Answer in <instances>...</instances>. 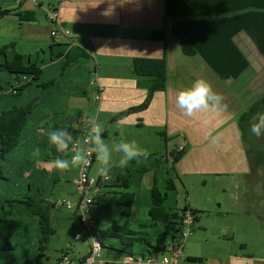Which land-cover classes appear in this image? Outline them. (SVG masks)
Listing matches in <instances>:
<instances>
[{
	"label": "rangeland",
	"instance_id": "rangeland-1",
	"mask_svg": "<svg viewBox=\"0 0 264 264\" xmlns=\"http://www.w3.org/2000/svg\"><path fill=\"white\" fill-rule=\"evenodd\" d=\"M2 6L4 2H0V8ZM37 20L40 26L55 29L44 14L39 15ZM15 22L16 20L12 18H0V48L15 42V47L11 49L15 53L25 56L39 53L37 60L46 62L50 41H27L25 37L15 39L17 36ZM11 50H9V56L13 54ZM84 64H88V70L83 67ZM98 66L97 62L79 60L75 68L70 69L62 61L58 67L47 68L39 81L42 84L46 82L55 84V88L49 89V94H44L47 90L43 92L40 88L32 86L14 98L6 94L9 93V88L5 82L18 86L15 79L8 75L0 76L2 88L6 92L0 94V112L7 111L12 106H32L21 142L8 155L3 167V177L7 178L8 182H0V206L3 205L7 209L8 205L5 201L20 198L27 185L24 178H22L23 181L20 180V173L31 170L30 164L34 162L38 165V162L50 154L51 148L47 142L48 130L56 126H72V124H60L55 118L59 117L61 112L69 111V108L73 110L74 104L70 103L65 109L60 107L64 98L63 91L70 88L79 94L84 92L85 95L80 98L84 114L82 119L89 120L95 117L103 125V137L109 145L121 139L135 140L150 153L149 160L148 158L134 160L136 164L130 165L131 171H135L142 163L145 165L153 163L154 159L164 155L163 139L155 134L154 129L131 126L126 123L121 126L117 121H112L113 116L107 117L106 114L99 113L97 104H94L95 95H98L97 92L94 93ZM4 94H6L5 97ZM46 117L49 118L46 119ZM83 126L88 128V122H85ZM245 139L244 146L250 152L251 164L248 177L241 175L187 176L175 181L177 195L169 194L165 207L182 209L189 205L196 211L194 215L190 213V216L195 219L193 233L184 242V257L178 264H204L203 259L207 256L226 257L230 253L264 258V135L258 138L250 131ZM37 147L40 149V155L34 156L33 151ZM256 153L259 157L257 160H255ZM119 158L120 154L113 153L111 171L115 172L114 175L122 169L118 164ZM96 169L95 161L90 172L91 176H96ZM74 172L75 169L56 171L53 176L35 172L33 178L27 180L31 184V196L34 197V192L38 188L41 194L35 195L37 200L52 203L59 199L75 203L76 196L72 185ZM153 177L152 173L145 174L142 185L130 189L129 192L135 194L134 208L130 217L125 214L127 207L122 204L121 194L127 191L122 188H113L109 189L112 194L101 195L94 211V217L99 220L100 229L127 227L131 231L147 232L146 240L152 246L161 247L166 244L160 229L139 228V225L148 223L146 205L149 202L148 191L152 186ZM156 178L158 187L162 190L164 184L161 172L158 170ZM109 186H113V182ZM8 211L22 222V227L10 241L14 247L13 250L0 253V264H58L62 252H66L70 247L73 248L69 253L70 258L78 259L87 254L88 243L91 240L73 212L64 208L51 210L50 227L54 234L49 236L42 247L37 219L15 208L11 210L8 208ZM76 236H79L78 242L74 241ZM243 245H247V249L242 248ZM124 255L118 247L113 249L104 247L101 250V260L106 262L120 260ZM190 256H196L202 260L192 262L189 261Z\"/></svg>",
	"mask_w": 264,
	"mask_h": 264
},
{
	"label": "crops",
	"instance_id": "crops-1",
	"mask_svg": "<svg viewBox=\"0 0 264 264\" xmlns=\"http://www.w3.org/2000/svg\"><path fill=\"white\" fill-rule=\"evenodd\" d=\"M206 1L208 3L206 9L221 13L220 15L264 12L256 6L263 5L264 0ZM0 2H4L0 14L4 11L9 12L6 16L0 15V18L16 20L15 39L25 37L27 41H50L51 44L50 32L53 28L40 26L37 17L41 14L46 17L50 9L58 13L56 29L58 43L67 45L66 50L74 55L85 56L67 67L74 69L79 60L99 63L98 78L94 87V93H99V99L94 100V104H97L99 113L106 114L107 117H115L128 109L141 106L148 97L146 81L137 79L132 71H128L132 67V61L138 58L161 59L165 56L167 64L165 90L154 93L145 110L118 121L131 126L154 129L155 134L163 139L165 151L163 157L167 159L170 158V152L185 149L186 154L175 165L178 180L187 176L250 175L249 154L242 141L237 120L250 106L264 97V58L247 34H237L233 42L247 59L248 69L237 79L222 80L199 56L182 54L180 42L171 35L173 20L165 16V0H0ZM19 13H31L34 20L20 22L16 16ZM246 18L259 16L249 15ZM157 31L164 33L163 42L151 40V35ZM13 45L15 47L16 43L13 42ZM12 51L14 54V50ZM62 61L61 58L44 65L42 73L44 74L47 68L58 67ZM83 67L88 70V64H84ZM198 78H204L211 83L213 90L222 94L228 105L227 110L215 116L207 127L203 123L202 115L194 118L185 117L176 109L174 103L175 94L181 88L189 87ZM54 86L55 84L46 89L44 94H49V89L55 88ZM83 93L79 94L71 88L63 91L64 98L60 107L65 109L69 103L74 104V107L73 110L69 108V111L61 112L59 117H55L60 124H72V127L80 130L77 123L84 115L80 99L85 95ZM208 131L214 136L218 134L221 137L218 144L212 145L205 139ZM30 165L31 170L25 171L23 177L27 185L29 184L27 180L33 178L35 172L53 176L57 171L53 169L52 163H45L42 160L38 165L34 162ZM77 171L78 169H75L72 179L76 177ZM149 173L154 175V171ZM95 175L97 176V173ZM110 181H103L100 185L109 187ZM105 191L104 195L112 193L109 189ZM186 206L192 209L189 205ZM96 208L97 202L94 211ZM242 248L247 249V245H243ZM203 261L204 264H264V258L231 253L226 257L207 256Z\"/></svg>",
	"mask_w": 264,
	"mask_h": 264
},
{
	"label": "trees",
	"instance_id": "trees-1",
	"mask_svg": "<svg viewBox=\"0 0 264 264\" xmlns=\"http://www.w3.org/2000/svg\"><path fill=\"white\" fill-rule=\"evenodd\" d=\"M207 4L206 0H165V16L173 20L171 35L180 42L183 55L199 56L206 66L222 80L237 79L248 69L249 63L234 44L233 38L239 33L247 34L264 58V12H250L246 15H244L245 13L220 15L221 13L208 11L206 9ZM256 6L260 10H264V4H256ZM8 14V11H4L0 15L6 16ZM249 15L259 16V18H246ZM16 16L20 22H32L34 20V15L31 13H19ZM151 40L163 42L165 35L163 32H154L151 35ZM13 47L14 45L10 44L0 48V76L2 74L11 76L18 84L15 88L9 82H5L9 88V93H6L0 80V94L3 92L13 98L20 96L22 92L32 86L46 90L53 85L52 82L39 83L42 79V67L44 65L62 58L67 67L85 57L70 53L66 50L67 45L54 43L53 40H51L48 48L46 62L37 60L39 53L33 56L14 53L9 56V50ZM131 66L134 76L139 80L146 81L148 97L144 104L116 115L113 117V121L145 110L152 95L156 92H162L166 88L167 64L165 56L161 59H134ZM6 94L3 96L5 97ZM31 111L32 106L26 105L12 106L9 110L0 112V182H8V179L3 177V167L7 162L8 155L20 144L28 121L27 117ZM258 112H264V97L250 106L237 120L243 143L247 133H250L252 117ZM64 127L71 132L75 139L78 137L79 131L74 127ZM56 128H63V126H56ZM185 154V149L174 150L169 153V159L162 155L160 158L154 159L153 163L140 164L135 171L130 170V165L136 164L133 161L116 172L115 175V172L110 170L107 179L113 182V186L102 187V184L100 195L96 198V202L100 200L101 195L106 193L105 189L122 188L127 191L121 194L122 204L127 207L125 214L130 217L135 203V194L129 192L130 189L139 187L144 175L154 171L152 186L148 191L149 202L146 205L148 223L139 225V228L142 230L160 229V234L166 240V244L161 247L152 246L146 240L147 232L131 231L127 227L102 230L99 220L95 219L91 234L100 242L101 248L113 249L118 247L125 255H146L164 252L167 247L180 244V229L184 214L189 211L194 215L196 211L188 206H184L182 209L167 208L165 204L169 194L177 195L175 181L178 177L175 175V165ZM248 154L250 155V152ZM58 155L61 154L51 149L50 154L43 158L42 162L51 163ZM257 158L259 159L258 153H256L255 160ZM157 170H161L164 184L162 190L157 184ZM24 174L25 171L20 173L21 181H23ZM102 178L98 179L99 186ZM34 193L36 196H40L41 191L36 188ZM31 194V184H28L20 198L5 201L8 205L7 209L3 205L0 206V253L13 250L14 247L10 241L22 227V222L12 216L8 208L9 210L18 209L37 219L42 247L49 236L54 234L50 227L52 206L43 200H37L35 195L33 197ZM189 261L197 262L201 259L191 258Z\"/></svg>",
	"mask_w": 264,
	"mask_h": 264
},
{
	"label": "clouds",
	"instance_id": "clouds-1",
	"mask_svg": "<svg viewBox=\"0 0 264 264\" xmlns=\"http://www.w3.org/2000/svg\"><path fill=\"white\" fill-rule=\"evenodd\" d=\"M174 103L176 109L185 117L202 115L206 127L212 123L215 116L228 108L223 95L214 91L211 83L204 78L195 79L189 87L181 88L175 94ZM117 123L123 125L122 121ZM103 131V125L95 117L89 119L88 130L80 141H77L66 127L48 130L47 142L50 148L61 154L52 160L53 169L60 172L85 170L94 155L97 175L107 177L112 167L113 153L120 154L118 164L122 168L131 161L146 160L149 157L150 153L135 140L121 139L109 145L103 137ZM250 131L258 138L264 135V112H258L252 117ZM205 139L216 145L221 137L208 131ZM33 155H40L39 147L34 149Z\"/></svg>",
	"mask_w": 264,
	"mask_h": 264
},
{
	"label": "built area",
	"instance_id": "built-area-1",
	"mask_svg": "<svg viewBox=\"0 0 264 264\" xmlns=\"http://www.w3.org/2000/svg\"><path fill=\"white\" fill-rule=\"evenodd\" d=\"M48 21L54 26V30L50 32V37L54 43L59 42L58 25V13L55 10H48L46 14ZM14 87V86H13ZM17 87V86H16ZM15 87V88H16ZM99 99V93L96 95L95 100ZM89 122L88 119H80L78 126L80 127L77 141L82 140L86 134L88 128H84V123ZM70 155V154H69ZM95 156L91 158V163L85 170L77 171L76 177L72 180V185L75 190L76 202L71 203L67 200H56L55 202L48 203L53 209L64 208L69 212H73L76 218H78L81 227L87 233V237L91 240L88 243V251L85 256L78 259L69 257L70 251L73 248L70 247L66 252H62L61 257L58 260V264H178L180 259L184 257V242L192 235L194 219L190 216V212L186 211L183 217V223L180 229V244L177 246H169L164 252L151 253L146 255H124L117 261H103L101 260V244L91 234V230L94 226V209L96 207V198L100 195L101 185H98V179L101 176L93 177L90 175L93 167ZM108 180L107 177H103L101 182ZM79 236L74 238L75 242H78Z\"/></svg>",
	"mask_w": 264,
	"mask_h": 264
}]
</instances>
